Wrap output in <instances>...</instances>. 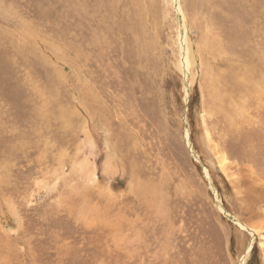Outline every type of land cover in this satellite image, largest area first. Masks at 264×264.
Returning a JSON list of instances; mask_svg holds the SVG:
<instances>
[{
    "label": "rangeland",
    "instance_id": "1",
    "mask_svg": "<svg viewBox=\"0 0 264 264\" xmlns=\"http://www.w3.org/2000/svg\"><path fill=\"white\" fill-rule=\"evenodd\" d=\"M212 1L183 0L193 39L224 28L228 59H205L253 96L228 107L230 88L209 116L172 0H0V264H264L224 213L264 226V0H218L234 26Z\"/></svg>",
    "mask_w": 264,
    "mask_h": 264
},
{
    "label": "bare ground",
    "instance_id": "2",
    "mask_svg": "<svg viewBox=\"0 0 264 264\" xmlns=\"http://www.w3.org/2000/svg\"><path fill=\"white\" fill-rule=\"evenodd\" d=\"M187 1V0H186ZM190 1V0H189ZM196 1V0H195ZM204 1V0H203ZM237 1V0H236ZM108 2V1H107ZM185 2V1H184ZM183 0H172V6H173V8H174V12H175V16H176V22H177V44L179 45V58H178V66L183 70V68H184V70H185V73H188V68L189 69H192L193 67H195V68H199V72L198 73H200L201 72V74L203 73V79H204V81L206 82V89H208V92L209 91H211L212 93H210L209 92V97L207 98V101H206V105H207V111L206 112H208V115L210 116L211 115V113L213 112V111H215L216 112V110H220V109H222V107H221V102H222V100L224 101L226 98H228L227 96H225V94L226 93H229V89H230V93H234V97H232V98H234L233 99V101H229L228 103H230L229 104V106L228 107H230V105H232V103L233 102H235V103H238V105L236 106L237 108L236 109H241V110H244V107L245 106H249V98H248V96L247 95H249V97L251 96H253V94H251L250 93V91L252 90L251 88H250V85H251V81H248V79H244V75H243V72H239L238 74H236V76H235V74L233 75V78H232V83L231 82H229V85L231 84V86H229L228 84L226 85V81H225V69L223 70V68L220 66V63H219V61H218V64H219V66L217 67V63H211L209 60H208V57H206L207 59H205V56H207L208 54H207V50L208 51H210L212 48H213V46L212 47H210L211 46V44L213 43V44H215V46H217L216 47V49L213 51V53H214V55H216L217 56V58H224L225 60H227L228 59V57H227V49L226 48H224L223 47V45L221 46L220 45V43H219V39L221 38V35H222V33H223V36H225L226 37V33L224 32V28L221 30V31H219V32H210V30H212V29H209V25L207 26L206 25V30H207V33H208V38H207V40L206 41H204V47H206V50L203 48V46L201 47V45H199V44H197L196 42H195V40L193 39L194 37H193V34H192V28H193V26H194V24H192V27H191V21H189V14H188V12L185 10V6L183 5ZM191 2H193V0H191ZM232 2V1H231ZM245 2H246V0H245ZM253 2V1H252ZM100 3V2H99ZM104 3V2H103ZM190 3V2H189ZM226 3V2H225ZM236 3V2H235ZM238 3V2H237ZM254 3V2H253ZM105 4V3H104ZM186 4V3H185ZM203 5H205V3H202ZM248 4H249V1H248ZM251 4V3H250ZM206 6L207 7H210V8H205V11H206V9L212 14V16H213V14L216 12V13H218L220 16H227L228 17V19L232 22V24H233V26H234V23L237 21V17L235 18L234 16H233V19H234V22H233V20H232V16L230 15V14H239V15H241L238 11L237 12H235V10H238V6L236 5V4H230L229 5V8L232 10V12H228V11H224V10H220V8H219V5H218V0H215V1H212V2H206ZM221 6V5H220ZM243 6V5H242ZM241 6V7H242ZM229 8H228V10H229ZM243 8V7H242ZM241 8V9H242ZM240 9V8H239ZM262 9V8H261ZM190 10V9H189ZM193 10V9H192ZM202 10V9H201ZM257 10V9H256ZM240 11V10H239ZM258 11V10H257ZM247 12V11H246ZM191 13V12H190ZM200 13H201V11H200ZM251 13V11L248 9V14L249 15H251L250 14ZM256 13H258V12H256ZM80 14V13H79ZM147 14V13H146ZM193 14V13H192ZM248 14H246V15H248ZM209 15V14H208ZM124 16V15H123ZM195 16V15H194ZM199 16V15H198ZM218 16V15H217ZM241 16H243V14L241 15ZM263 16H264V14H263ZM189 18V19H188ZM196 18V17H195ZM222 18H225V17H222ZM46 19V18H45ZM226 19V18H225ZM253 19V18H252ZM211 20V19H210ZM228 20V21H229ZM39 21V20H38ZM128 21V20H127ZM226 22H227V20H226ZM239 22V21H238ZM246 22V21H245ZM200 23V22H199ZM203 23V22H202ZM206 23H208V22H206ZM229 23V22H228ZM227 23V24H228ZM242 23H243V21H242ZM145 24V23H144ZM232 24H230V25H232ZM241 24V23H240ZM246 24V23H245ZM256 24V23H255ZM247 25V24H246ZM200 26V25H199ZM202 26V25H201ZM212 26V25H211ZM228 26V25H227ZM233 26H230V27H232L233 28ZM240 27V26H239ZM228 28H229V26H228ZM231 28V29H232ZM235 28H237V27H235ZM244 28V27H243ZM209 29V30H208ZM227 29V28H226ZM258 29V28H257ZM197 29H195L194 31H196ZM215 30V29H214ZM217 30H218V28H217ZM199 31V30H198ZM227 31V30H226ZM214 33V34H213ZM232 33V32H231ZM247 33V32H246ZM257 33H258V31H257ZM210 34H212V35H210ZM243 35V34H242ZM255 35V34H254ZM260 35V34H259ZM227 36H229V35H227ZM232 36V35H231ZM248 37V36H247ZM201 38V37H200ZM224 38V37H223ZM262 38V37H261ZM231 39H234V37L233 38H231ZM256 39H258L257 37H256ZM217 40V41H216ZM263 38L260 40L259 39V41L257 40V41H255V43H256V45L258 46V48H257V50H258V52L264 57V52H262V51H260L259 49H260V46H261V43L263 44ZM251 41V40H250ZM227 42V41H226ZM233 42H235V41H233ZM80 43V42H79ZM223 43V42H222ZM201 44V43H200ZM227 44H229V42L227 43ZM238 44V43H237ZM248 45L250 44V42L249 43H247ZM230 46V45H229ZM203 48V49H202ZM246 48V47H245ZM202 49V50H201ZM263 50V49H262ZM146 51V50H145ZM212 51V50H211ZM212 53V52H211ZM230 54V53H229ZM235 54V53H234ZM258 54V53H257ZM257 54H254V55H257ZM205 55V56H204ZM134 56V55H133ZM136 56H138V55H136ZM226 57H227V59H226ZM232 57H233V55H232ZM231 57V58H232ZM236 58L235 59H240V60H242L241 59V54L240 53H236V56H235ZM253 57V56H252ZM259 57V56H258ZM147 58V57H146ZM248 59V58H247ZM249 60V59H248ZM215 61H217V59L215 60ZM263 61V60H262ZM261 61V62H262ZM226 63V62H225ZM237 62L235 61V60H231V62L230 63H228V66L229 67H233L235 64H236ZM244 63V62H243ZM258 63H259V61H258ZM222 64V63H221ZM264 64V63H263ZM254 67V66H253ZM252 67V68H253ZM258 67V66H257ZM235 68V67H234ZM242 69V68H241ZM231 70V69H230ZM262 70H263V68H262ZM192 71V70H191ZM228 71V70H227ZM247 71V70H246ZM251 71V70H250ZM262 72V71H261ZM190 73V72H189ZM228 73V72H227ZM190 74H192V75H190L191 76V84L193 83L192 81H194L193 80V76H194V74L193 73H190ZM229 74V73H228ZM250 75V74H249ZM255 75V74H254ZM200 76V75H199ZM260 76H261V74L260 75H258V77L260 78ZM259 78H258V80H259ZM252 80H254V79H252ZM257 80V81H258ZM264 80V79H263ZM257 81L255 82V83H257ZM260 81V80H259ZM201 84V83H200ZM261 82L259 83V84H256V85H259L260 86V88H256V86L254 85V84H252L253 86H255V88L253 87V91H256V96L255 97H257V99H258V102H260V101H263L261 98H262V95H263V92H262V90H261ZM203 86V85H202ZM258 87V86H257ZM233 88V89H232ZM205 89V90H206ZM239 89V92H234V91H236V90H238ZM264 91V90H263ZM142 92V91H141ZM204 92V91H203ZM245 92V93H244ZM229 93V94H230ZM242 93H244V94H242ZM254 93V92H253ZM203 96H205V95H203ZM233 96V95H232ZM239 96H241L240 97V99H238V97ZM264 96V95H263ZM230 97V96H229ZM229 99V98H228ZM231 99V98H230ZM204 101V100H203ZM217 102H220V106H218L217 105ZM263 103V102H262ZM234 104V103H233ZM263 105H264V103H263ZM256 107V106H255ZM208 115H206V116H208ZM220 115V114H219ZM208 116V117H209ZM228 117V116H227ZM205 118V117H204ZM211 119V118H210ZM228 119V118H227ZM231 125V124H230ZM213 145V144H212ZM254 145V144H253ZM214 146H216V145H214ZM212 149V148H211ZM216 150V152H220L221 150H217V149H215ZM223 157L227 160V159H229L230 157H229V155H228V153H225V152H223ZM231 160V159H230ZM229 160V161H230ZM233 163H234V165H233ZM232 164H230V162H229V166L231 167V168H233V167H235V168H237V169H239V170H241L244 166H242V167H240V165H239V163H237V162H233ZM5 167V166H4ZM229 169V168H228ZM231 170V169H230ZM244 171H249V177L247 176V178L252 182V183H254L253 181H256L257 182V177L255 176V174H254V172H250V168L249 167H247V168H245V169H243ZM225 171H226V169H225ZM227 172V171H226ZM230 173V172H229ZM233 175H234V173H232ZM231 174V176H233ZM237 174V173H236ZM240 174H241V172H240ZM230 175V174H229ZM238 175V174H237ZM240 176V175H239ZM238 176V177H239ZM208 177V176H207ZM237 178V177H236ZM242 178V177H241ZM236 180V179H235ZM246 181H247V179H246ZM236 183H237V181H236ZM239 183V182H238ZM3 184V183H2ZM244 185V184H243ZM260 185V184H259ZM245 186V185H244ZM251 186V185H250ZM253 186H254V184H253ZM238 188V187H237ZM264 188V187H263ZM262 188V189H263ZM261 194V193H260ZM257 197H259L258 195H257ZM218 203H221L219 200H218ZM8 204V203H7ZM219 205V204H218ZM12 206V205H11ZM220 207V206H219ZM261 207H263V206H261ZM221 208V210H223L222 209V207H220ZM258 211L260 212V213H263V215H264V209H261L260 207H258ZM258 211H256V212H258ZM225 213V212H224ZM235 218V217H234ZM237 219V220H236ZM235 220L238 222V224L240 225V227H242V228H245V229H248L249 231H250V233H252V235H255V232H257L258 234H260L262 237H264V231L262 232V229L264 230V226L261 228V227H259V226H256V225H253V228H251V227H248L247 225H245L244 223H242V222H240L239 221V219L238 218H236ZM120 241V240H119ZM264 243V242H263ZM245 258L246 257H244L243 258V260H242V262H241V264H244L245 263Z\"/></svg>",
    "mask_w": 264,
    "mask_h": 264
},
{
    "label": "water",
    "instance_id": "3",
    "mask_svg": "<svg viewBox=\"0 0 264 264\" xmlns=\"http://www.w3.org/2000/svg\"><path fill=\"white\" fill-rule=\"evenodd\" d=\"M217 203H218V201H217ZM218 204H219L220 207H222L221 203H218ZM225 215L228 216V217H231L232 219L234 218L233 216H231V215H230L229 213H227V212H225ZM234 219H236V218H234Z\"/></svg>",
    "mask_w": 264,
    "mask_h": 264
}]
</instances>
